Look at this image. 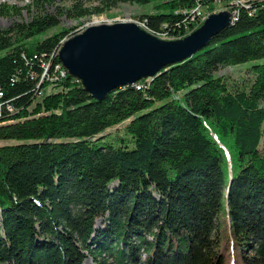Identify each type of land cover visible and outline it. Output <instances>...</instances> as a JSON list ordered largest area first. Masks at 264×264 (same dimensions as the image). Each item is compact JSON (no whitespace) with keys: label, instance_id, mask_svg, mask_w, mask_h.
<instances>
[{"label":"trees","instance_id":"trees-1","mask_svg":"<svg viewBox=\"0 0 264 264\" xmlns=\"http://www.w3.org/2000/svg\"><path fill=\"white\" fill-rule=\"evenodd\" d=\"M89 1L65 13L151 3L140 19L169 38L216 1L234 15L191 56L100 99L66 71L42 80L70 36L37 38L59 23L54 0L0 28V264H84L86 251L111 257L101 264H264V0ZM249 60L242 84L216 73Z\"/></svg>","mask_w":264,"mask_h":264},{"label":"water","instance_id":"water-1","mask_svg":"<svg viewBox=\"0 0 264 264\" xmlns=\"http://www.w3.org/2000/svg\"><path fill=\"white\" fill-rule=\"evenodd\" d=\"M230 22L228 9L214 11L191 32L171 39L160 38L132 20L89 24L63 40L58 58L100 99L112 89L152 77L166 65L191 56Z\"/></svg>","mask_w":264,"mask_h":264},{"label":"rangeland","instance_id":"rangeland-1","mask_svg":"<svg viewBox=\"0 0 264 264\" xmlns=\"http://www.w3.org/2000/svg\"><path fill=\"white\" fill-rule=\"evenodd\" d=\"M74 0H54V2L51 5H47L46 8L50 12H62L59 15V23L57 26H54L50 29H48L46 32L42 33L39 35L37 38H42L45 37L55 31L60 30L61 28H71L70 29V36L82 31L87 25L92 24L93 20L95 18L102 19L101 22H113L117 20H132L138 23L140 26H142L144 29L147 31L148 28L146 24L140 19V16L145 13V12H150L153 11L154 8H152L151 3L150 4H139L137 2H120L118 5L111 7L110 9H107L101 13L98 14H90L84 17H69L65 11L68 7H70L73 4ZM31 0H0V9H2V13L0 12V28H5L8 27L13 21H26L29 20L32 15L36 13V7L30 5ZM82 6H90L97 4V2H90L89 0H80ZM214 8L213 11H218L221 9H229V5H227L224 2H214ZM28 5L29 8H28ZM15 6V8H13ZM206 6V5H205ZM200 8V12L202 13L204 5H198L196 8ZM15 9L17 11H15ZM195 12H198L197 9H195ZM231 11V10H230ZM210 13V12H208ZM207 13V14H208ZM206 14V15H207ZM187 29V28H186ZM152 33L151 31H149ZM153 34V33H152ZM155 35V34H154ZM158 36V35H156ZM160 37V36H158ZM160 38H166V39H171L167 37H160ZM4 53V50H0V55ZM253 60L241 62L235 65H226V66H221L216 70V73L222 74L227 76L231 81H233L236 84H242L243 82L246 81V79L249 78V67ZM56 72L54 73L53 76H46L47 70H45V74L42 77V80L44 78L52 79L51 81L58 80L62 77V74L58 68H56ZM146 78V77H145ZM45 80V79H44ZM136 82V81H135ZM188 88H183L181 89L178 93L180 96L183 95V93L187 90ZM44 91L40 92L39 97L43 95ZM125 124L124 122L119 123L117 126H112L107 128L102 132V134H109V133H114L116 131L117 127H123ZM113 184V183H112ZM104 215H100L96 218V227H103L106 223ZM102 257L107 258L108 256L103 255V256H97L96 259L91 255V253L86 251V255L84 258V264H101L99 262L100 260H103ZM108 260H111V257L107 258Z\"/></svg>","mask_w":264,"mask_h":264},{"label":"built area","instance_id":"built-area-1","mask_svg":"<svg viewBox=\"0 0 264 264\" xmlns=\"http://www.w3.org/2000/svg\"><path fill=\"white\" fill-rule=\"evenodd\" d=\"M241 1H244V0H241ZM199 5V4H198ZM198 5H196L193 9H191V11L193 12V15H192V21H191V23L192 22H196V20L197 19H195V17L196 16H201L202 15V13L200 12L201 10H200V8L201 7H199V8H196V7H198ZM195 9H197V11L198 12H195L196 10ZM202 9H203V7H202ZM232 13L234 14V11H232ZM205 16V15H204ZM157 35H159L160 37L162 36V37H167V35L165 34V33H156ZM56 68H58L59 70H60V72H61V74L62 75H64V73H65V71H66V69L64 68V67H62V66H60V65H56L55 66ZM48 69V66L45 68V70H47ZM46 71H44V73H45ZM67 72V71H66ZM135 83V82H134ZM133 83V84H134ZM136 85H139V84H136Z\"/></svg>","mask_w":264,"mask_h":264},{"label":"bare ground","instance_id":"bare-ground-1","mask_svg":"<svg viewBox=\"0 0 264 264\" xmlns=\"http://www.w3.org/2000/svg\"><path fill=\"white\" fill-rule=\"evenodd\" d=\"M230 11V10H229ZM231 12V11H230ZM233 13L231 12V21H232V19H233ZM206 17V15L203 17V20H204V18ZM103 19V18H102ZM102 19H98V18H95L94 20H93V22H92V24H95V23H100L101 22V20ZM201 22H203V21H201ZM197 24H194V26H196ZM187 30L189 31V29H188V27H187ZM159 36V35H158ZM167 38H169V37H167ZM61 66L62 67H64L63 65H62V63H61ZM67 71V70H66ZM67 73H68V71H67ZM73 76V75H72ZM75 77V76H74ZM76 78V77H75ZM78 79V78H77ZM138 81V80H137Z\"/></svg>","mask_w":264,"mask_h":264}]
</instances>
